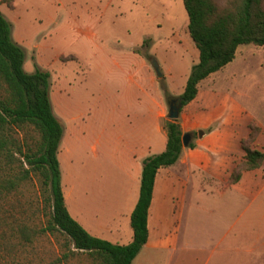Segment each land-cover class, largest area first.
I'll return each mask as SVG.
<instances>
[{"label": "rangeland", "instance_id": "obj_1", "mask_svg": "<svg viewBox=\"0 0 264 264\" xmlns=\"http://www.w3.org/2000/svg\"><path fill=\"white\" fill-rule=\"evenodd\" d=\"M229 1L217 0L222 7ZM0 9L28 42L42 46L39 60L52 75L54 104L70 120L63 124L72 131L81 191L90 176L85 161L95 162L93 139L122 127L124 111L137 104L134 79L148 86L152 76L159 80L156 63L165 75L156 84L158 98H176L184 73L198 63L184 41L190 36L183 0H0ZM201 87L229 92L245 107L262 130L257 143L264 152V47L240 46L236 59ZM118 101L121 109L114 110ZM250 172L237 188L220 182L199 205L190 199L176 250L145 251L135 264H264V164ZM41 244L35 263L48 264L52 248L47 240Z\"/></svg>", "mask_w": 264, "mask_h": 264}, {"label": "trees", "instance_id": "obj_2", "mask_svg": "<svg viewBox=\"0 0 264 264\" xmlns=\"http://www.w3.org/2000/svg\"><path fill=\"white\" fill-rule=\"evenodd\" d=\"M183 3L199 61L183 94L166 97L178 100L180 111L196 99L202 81L236 59L240 46L264 47V0H230L224 7L217 0ZM25 58L24 49L12 39L11 23L0 11V264H36L34 255L43 240L54 256L48 264H133L148 241L156 175L176 165L185 149L179 117L164 123L166 150L144 160L131 217L132 242L112 244L90 235L67 209L58 158L64 127L52 109L51 74L38 68L27 73ZM250 129L249 138L242 141L244 160L229 177L232 185L264 164V152L255 148L262 130L254 123ZM187 148L195 144L191 141Z\"/></svg>", "mask_w": 264, "mask_h": 264}, {"label": "crops", "instance_id": "obj_3", "mask_svg": "<svg viewBox=\"0 0 264 264\" xmlns=\"http://www.w3.org/2000/svg\"><path fill=\"white\" fill-rule=\"evenodd\" d=\"M8 21L12 25L13 41L25 51V71L32 74L38 68L50 73L49 67L39 60L42 52L40 43L33 45L28 42L17 27L9 19ZM184 41L187 49L192 50L199 61V52L191 38L185 37ZM59 59L66 62L75 57ZM190 71L188 69L184 73L186 83ZM161 77H165L163 72ZM134 80L135 93L132 94L137 97V104L130 111H124L122 127L106 129L100 137L93 139L91 151L95 162L91 161V157L85 161L90 176L86 178L84 191L78 188L80 182L75 173L78 165L73 161V140L70 139L72 131L68 133L63 124L70 120L61 107L54 104L50 87L54 115L64 127L58 158L67 209L90 235L115 245H128L133 240L131 217L139 200L143 163L150 155H158L166 150L168 135L164 123L171 119L170 101L161 95L158 98L156 94L159 80L152 76L150 86L140 76ZM123 105L127 108L128 100L127 105ZM113 109H121L120 101ZM179 122L183 134L192 135L191 141L195 148L185 147L176 165L158 171L148 215V241L133 264L145 251L176 250L190 199L197 206L205 195L213 194V188L218 183L226 184V188L230 190L243 185L252 175V172H245L239 183H229L236 165L244 160L242 141L249 138L250 126L253 124L245 107L229 92L208 87L203 89L200 83L196 99L180 111ZM259 138L255 143L258 150L262 149L258 146ZM84 140L89 142V137ZM98 142L101 144L100 151Z\"/></svg>", "mask_w": 264, "mask_h": 264}, {"label": "water", "instance_id": "obj_4", "mask_svg": "<svg viewBox=\"0 0 264 264\" xmlns=\"http://www.w3.org/2000/svg\"><path fill=\"white\" fill-rule=\"evenodd\" d=\"M154 68L157 71L158 76L161 77V73H160L158 64L155 63ZM169 106H170L169 107V117L171 119H177L179 117V114H180L181 104L177 105L176 101H173L172 103L171 102L169 103ZM191 140H192V135L191 134H185L183 137L184 147L187 148L189 145V142Z\"/></svg>", "mask_w": 264, "mask_h": 264}, {"label": "flooded vegetation", "instance_id": "obj_5", "mask_svg": "<svg viewBox=\"0 0 264 264\" xmlns=\"http://www.w3.org/2000/svg\"><path fill=\"white\" fill-rule=\"evenodd\" d=\"M173 101H176V104L177 105H179L180 103H179V101L178 100H176V99H173V100H171L170 102L172 103Z\"/></svg>", "mask_w": 264, "mask_h": 264}]
</instances>
